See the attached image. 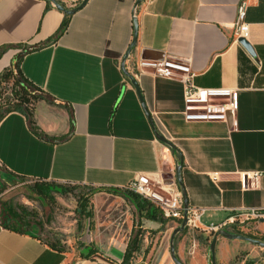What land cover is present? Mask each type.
<instances>
[{
    "label": "crops",
    "instance_id": "crops-1",
    "mask_svg": "<svg viewBox=\"0 0 264 264\" xmlns=\"http://www.w3.org/2000/svg\"><path fill=\"white\" fill-rule=\"evenodd\" d=\"M59 1L71 9V0ZM240 1L142 0L136 7L137 0H88L70 17L45 0H0V79L24 48L40 47L22 57L19 70L47 100L33 114L47 140L34 134L22 114L0 120L2 169L12 179L123 191L138 174L176 183L181 166L189 207L205 210L204 241L213 234L210 227L230 216L264 210V0H247L245 41L252 54L235 36ZM134 19L138 33L131 61L187 62L196 87L236 91L237 110L226 123H187L178 81L142 75L134 79L140 100L122 71ZM130 64L125 66L131 76ZM254 173L261 175L257 189L244 190L242 178ZM171 223L140 220L150 236L144 264H174ZM227 231L264 238V223ZM184 233L176 237L179 251ZM216 246L224 262L252 247L222 237ZM126 251L114 243L75 259L0 221V264H122Z\"/></svg>",
    "mask_w": 264,
    "mask_h": 264
},
{
    "label": "rangeland",
    "instance_id": "rangeland-1",
    "mask_svg": "<svg viewBox=\"0 0 264 264\" xmlns=\"http://www.w3.org/2000/svg\"><path fill=\"white\" fill-rule=\"evenodd\" d=\"M12 87V81L2 84L3 103L12 99ZM41 101L47 102L42 94H36L28 104V109L33 111L31 117L33 122H35L33 115L35 106ZM37 185L46 189L48 198L45 199L38 195ZM126 197L128 198L129 195L124 190L116 193L81 185L12 179L0 166V203L5 208L9 207L18 212L24 211L30 221L36 225L32 227V224L25 228L26 231H32L47 244L57 245L75 259L86 253V247H95L103 251L114 243H118L128 248L135 235L141 233L143 236L142 248L140 253L134 255L131 264L146 263V261L142 262V257L146 247H149L146 240L150 241V236L141 229L139 214L128 200L129 198ZM85 201L87 208L83 211L81 206ZM228 220H234V226L240 229H248L251 223L256 222L246 220L245 216L239 214L230 216L224 222ZM171 226L175 230L180 226V223H171ZM31 227L32 229H30ZM241 233L252 239H261L252 234V231ZM204 235L206 234L200 229H187L186 233L181 234L179 239L183 250L179 251V246L177 248L175 245V251L183 264H211L209 247L213 237L204 241ZM248 249V252L238 254L235 258L228 257L229 264H264V249L256 246ZM227 251H225L226 255ZM215 252L216 264H219V258L220 264H228L223 261V250L222 255L218 254L216 246ZM198 254L204 256L203 260L198 257Z\"/></svg>",
    "mask_w": 264,
    "mask_h": 264
},
{
    "label": "built area",
    "instance_id": "built-area-1",
    "mask_svg": "<svg viewBox=\"0 0 264 264\" xmlns=\"http://www.w3.org/2000/svg\"><path fill=\"white\" fill-rule=\"evenodd\" d=\"M83 0H71V9L80 5ZM248 7L247 0H241L237 8L235 36L238 40H246L249 32L245 23ZM136 16V10L133 13ZM131 57V56H130ZM129 57L131 77L137 80L142 75L153 78L178 81L183 86L184 119L187 123H226L228 116L237 110V92L226 88L203 89L194 85L195 73L187 62L175 60L150 61L140 59L131 61ZM261 175L258 173L244 175L242 188L256 190ZM128 193L137 195L142 201L152 204L167 221L181 223L185 209L181 191L176 183L167 184L161 177L156 179L145 174H138L124 189ZM205 210H187V225L190 230H199L201 218ZM246 220H264V210H252L239 214ZM235 225L234 220H228L217 227H210L209 232L216 233ZM100 264H113L102 261Z\"/></svg>",
    "mask_w": 264,
    "mask_h": 264
},
{
    "label": "trees",
    "instance_id": "trees-1",
    "mask_svg": "<svg viewBox=\"0 0 264 264\" xmlns=\"http://www.w3.org/2000/svg\"><path fill=\"white\" fill-rule=\"evenodd\" d=\"M49 6L52 7V5L45 0ZM59 4L63 5L59 0H56ZM40 47H26L23 49V54H29L30 52H33L35 50H39ZM17 57V60L15 64L11 67V69L5 71L0 79V100H1V107H0V120H2L5 116L11 113H19L23 116L27 117V120L29 121V126L31 130L34 132L36 136L43 140H47V137H44L42 134H40L37 131V127L33 120H31L32 117V109H28V104L30 103L31 99L35 98L36 94H41L40 91L32 85L20 72L19 70V64L24 56ZM12 81L13 83V91H12V99H8L6 103H3L2 101V95H1V86L3 83H7ZM24 180V179H21ZM37 193L39 196L43 198H48V193L43 186H36ZM112 192H120V190H114ZM128 193V192H127ZM129 199L132 206H134L135 210L138 212L140 220L145 219L151 222H155L158 224H161L162 227L166 226L168 223L167 220H165L160 211H158L152 204L147 203L145 201H141V199L133 194L128 193ZM87 202L85 201L83 205L81 206V209L83 211L87 208ZM85 214V213H83ZM90 217V215H88ZM0 221L2 226H4L8 230H13L20 234H31L39 238L37 235L33 234L32 231H26L25 228L30 227L32 224V227L36 226L34 225V222H31L29 217L24 211H15L11 208H5L3 204L0 203ZM32 227L30 229H32ZM186 231V230H185ZM184 231V232H185ZM238 235V234H237ZM242 235V234H239ZM210 237H214L213 234L210 235ZM40 239V238H39ZM255 240L264 242V238L256 239ZM131 245L128 246L124 260L122 264H131V262L134 259V255L137 253H140L143 243V236L141 233H137L134 237V239L130 242ZM47 244V243H46ZM49 247H51L54 250L62 251L57 245L55 244H47ZM86 253L83 255V258H90L95 254V248L94 247H86ZM250 264V263H246Z\"/></svg>",
    "mask_w": 264,
    "mask_h": 264
},
{
    "label": "water",
    "instance_id": "water-1",
    "mask_svg": "<svg viewBox=\"0 0 264 264\" xmlns=\"http://www.w3.org/2000/svg\"><path fill=\"white\" fill-rule=\"evenodd\" d=\"M55 9H57L59 12L64 13L67 16H74L76 13H78L79 11H81L87 4L88 0H83L79 6H77L74 9H66L65 7H63L61 4H59L56 0H47ZM142 0H137L136 3V7L139 6L141 4ZM134 37H133V41L123 59L122 62V71L123 73L130 79L131 83L134 85V87L137 90V93L139 95L140 100L142 101L141 98V94L139 93L137 84L135 82V80L129 75V73L126 71V61L129 59V57L131 56V53L133 51V49L136 47L137 44V33H138V26H137V20L134 19ZM240 44L250 53L252 54V49L250 48L249 44L241 39L239 40ZM157 140L160 141L161 143L167 145L170 148H173L172 145L162 136L157 135ZM169 178H173V176H168ZM176 183L178 184V186L181 188L182 191V195H183V200H184V209H185V215H184V219L182 220L180 226L174 230V232L172 233L171 236V240H170V254H171V258L174 264H183L179 258L177 257L176 251H175V242H176V237L178 234L182 233L185 231L186 229V225H187V210L189 209V205H188V201L186 198V195L183 191V184H182V180H181V166H178L176 169ZM261 223H264V220L260 221ZM222 237L224 239L230 240V241H241L244 243H248L252 246H256L259 248L264 249V242L249 238L247 236H243V235H237V234H232L228 231L225 230H220L218 232H216L214 234L213 240L210 244L209 247V252H210V259H211V264H216V245L218 242V239Z\"/></svg>",
    "mask_w": 264,
    "mask_h": 264
},
{
    "label": "flooded vegetation",
    "instance_id": "flooded-vegetation-1",
    "mask_svg": "<svg viewBox=\"0 0 264 264\" xmlns=\"http://www.w3.org/2000/svg\"><path fill=\"white\" fill-rule=\"evenodd\" d=\"M247 237H249V236H247ZM249 238H251V237H249Z\"/></svg>",
    "mask_w": 264,
    "mask_h": 264
}]
</instances>
